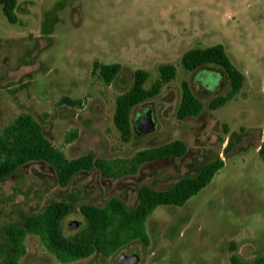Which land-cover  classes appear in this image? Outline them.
Masks as SVG:
<instances>
[{"label":"rangeland","instance_id":"rangeland-1","mask_svg":"<svg viewBox=\"0 0 264 264\" xmlns=\"http://www.w3.org/2000/svg\"><path fill=\"white\" fill-rule=\"evenodd\" d=\"M15 13L20 21L14 25L0 8V77L28 63L25 53L45 23L50 30L42 39L50 40L38 55L37 71L0 88V128L28 113L68 159L90 152L124 160L176 139L187 149L180 158L143 164L133 175L111 179L85 173L68 188L55 182L46 164L23 167L0 183V262L3 229L21 215L40 212L38 201L46 200L48 191L64 197L69 189L84 205L101 207L116 197L133 207L142 185L169 188L216 159L223 167L206 187L184 205L157 206L146 218L147 245L134 241L108 257L63 263L38 236L27 234L17 264H116L118 256L135 251L138 264H229L230 243L243 260L264 257V0H17ZM215 44L223 46L244 82L230 101L209 110L211 99L229 91L226 73L211 64L186 71L180 58L189 49ZM112 63L121 69L105 84L94 64ZM162 64L176 67L175 78L132 109V137L123 142L112 119L115 98L128 91L136 69L148 72V88ZM183 81L203 110L178 120ZM62 97L80 104H59ZM139 121L143 127L152 121L154 129L142 132ZM74 220L83 221L79 214L64 219L66 235L78 230L68 226Z\"/></svg>","mask_w":264,"mask_h":264},{"label":"trees","instance_id":"trees-1","mask_svg":"<svg viewBox=\"0 0 264 264\" xmlns=\"http://www.w3.org/2000/svg\"><path fill=\"white\" fill-rule=\"evenodd\" d=\"M17 0H0V7L6 21L17 23L15 13ZM50 26L45 23L41 36L33 48L26 51L27 64H21L14 70H8L0 77V88L19 82L38 70V55L49 46L42 37L48 36ZM216 65L227 75L229 91L217 96L207 103L209 110H215L230 101L241 89L244 75L232 64L221 44L204 48L187 50L180 58V66L186 71H194L200 66ZM121 66L118 63L94 64L105 84H109ZM210 73V72H208ZM176 67L162 64L158 67V77L145 88L148 72L136 69L133 81L125 93L115 98L113 123L123 142L132 137L130 114L132 109L147 99L154 98L162 86L175 78ZM59 104L79 105L78 100L62 97ZM203 110V104L193 95L188 83H181V98L175 116L178 120L195 117ZM143 122L138 127L143 129ZM186 145L181 140H173L155 147L137 151L124 160H106L87 153L75 159H68L64 153L55 148L45 137L42 127L28 113H20L12 122L0 128V183L17 175L26 166L46 164L54 174L55 182L64 188L70 187L72 181L85 173L98 172L103 177L116 179L128 174H136L139 168L167 158H180L186 153ZM223 167L221 159L204 165L194 176L177 179L172 186L158 190L142 185L137 192V202L127 207L116 197L109 198L101 207L80 204L78 197L69 189L64 197H58L48 191V198L38 201L42 210L37 213L21 215L11 225L3 229V249L5 257L0 264H17L25 254L23 240L27 234L39 237L42 244L55 255L60 262H69L90 255L108 257L125 245L140 241L149 243L145 232V220L160 205L182 206L185 202L206 187L214 175ZM70 214H79L83 221L72 235L62 230L64 219ZM229 264H264L263 256H256L250 261L243 260L235 252V243H230ZM135 253H137L135 251Z\"/></svg>","mask_w":264,"mask_h":264},{"label":"water","instance_id":"water-1","mask_svg":"<svg viewBox=\"0 0 264 264\" xmlns=\"http://www.w3.org/2000/svg\"><path fill=\"white\" fill-rule=\"evenodd\" d=\"M154 129V123L152 121H148L146 125L143 127L142 132H149ZM69 228L77 229L80 226V221H71L68 224ZM140 261V257L137 253L132 254H121L116 259V264H138Z\"/></svg>","mask_w":264,"mask_h":264},{"label":"crops","instance_id":"crops-1","mask_svg":"<svg viewBox=\"0 0 264 264\" xmlns=\"http://www.w3.org/2000/svg\"><path fill=\"white\" fill-rule=\"evenodd\" d=\"M19 3H20V2H18V4H19ZM0 8H1V7H0ZM1 11H2V10H1ZM17 19H18V20H17V23H19V21H20V17H19V15H18V13H17ZM17 23H16V24H17ZM14 25H15V24H14Z\"/></svg>","mask_w":264,"mask_h":264},{"label":"flooded vegetation","instance_id":"flooded-vegetation-1","mask_svg":"<svg viewBox=\"0 0 264 264\" xmlns=\"http://www.w3.org/2000/svg\"><path fill=\"white\" fill-rule=\"evenodd\" d=\"M140 256V255H139Z\"/></svg>","mask_w":264,"mask_h":264}]
</instances>
